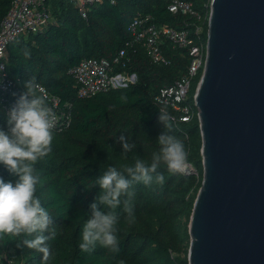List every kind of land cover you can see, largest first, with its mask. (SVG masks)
<instances>
[{
	"label": "trees",
	"instance_id": "obj_1",
	"mask_svg": "<svg viewBox=\"0 0 264 264\" xmlns=\"http://www.w3.org/2000/svg\"><path fill=\"white\" fill-rule=\"evenodd\" d=\"M12 0H0V20ZM201 20L168 9V0H102L87 10L83 18L71 0H47L53 20L36 32L20 36L5 49V72L19 77L21 85L35 77L51 93L69 102L71 124L64 130L54 129L52 151L35 165L40 182L36 195L49 212L55 238L47 241L50 256L24 246L8 236L0 237V264H188V222L193 202L201 184V135L194 106V93L202 67L192 79L188 102L192 107L189 120L177 119L180 113L163 108L154 95L163 86L184 75L190 62L186 47L179 48L163 39L161 50L167 63H154L138 44L129 47L125 69L135 72L137 81L128 87L112 88L87 98L76 95V85L68 69L83 57H111L131 38L128 24L136 14L150 15L155 24L188 29L190 36L197 23L206 46L210 0H187ZM30 51L25 58L23 49ZM122 69V68H119ZM126 99L122 100L121 98ZM170 116V134L179 138L197 175L170 172L161 165L162 185L135 183L130 204L135 222H127L124 201L117 208L116 235L119 251L112 252L99 244L92 252H82L79 244L82 228L90 217V205L100 188L95 180L109 166L122 170L139 158L150 163L159 150L158 136L165 129L159 110ZM6 114L0 102V128L6 130ZM173 116L174 119L171 117ZM123 135L135 147L124 153L119 137ZM126 175V174H125ZM0 177L13 183L18 177L0 164ZM107 211V209H105ZM47 235V233H46Z\"/></svg>",
	"mask_w": 264,
	"mask_h": 264
},
{
	"label": "water",
	"instance_id": "obj_2",
	"mask_svg": "<svg viewBox=\"0 0 264 264\" xmlns=\"http://www.w3.org/2000/svg\"><path fill=\"white\" fill-rule=\"evenodd\" d=\"M188 264H264V0H210Z\"/></svg>",
	"mask_w": 264,
	"mask_h": 264
},
{
	"label": "clouds",
	"instance_id": "obj_3",
	"mask_svg": "<svg viewBox=\"0 0 264 264\" xmlns=\"http://www.w3.org/2000/svg\"><path fill=\"white\" fill-rule=\"evenodd\" d=\"M22 51L25 58L30 57L27 48ZM24 87L25 91L7 113L6 130L0 128V164L18 177L14 183L5 182L0 177V237L16 239L19 241L18 247L22 243L43 253L47 260L51 254L47 241L54 239L56 233L54 228L50 231L53 220L36 195L40 177L35 165L52 151L57 116L35 77L26 81ZM159 111V121L169 131H163L158 136L159 150L152 154L151 162L136 158L134 165H125L122 170L109 166L95 180V185L101 191L90 205L91 215L83 224L79 244L82 252L94 251L97 244L118 252L116 210L122 203L121 197H128L123 202L124 212L127 213V222L134 223L135 215L130 204L134 195L133 185L141 182L151 184L153 174H156L155 182L162 185L164 176L158 173L162 164L174 173L185 169L184 145L179 138L170 134L172 124L168 113L163 109ZM119 141L124 153L135 147L123 135L119 137Z\"/></svg>",
	"mask_w": 264,
	"mask_h": 264
},
{
	"label": "built area",
	"instance_id": "obj_4",
	"mask_svg": "<svg viewBox=\"0 0 264 264\" xmlns=\"http://www.w3.org/2000/svg\"><path fill=\"white\" fill-rule=\"evenodd\" d=\"M46 1L12 0L0 20V102L6 115L25 91L19 77L11 78L5 72L6 46L20 36H26L30 32L42 29L53 20ZM71 1L76 4L83 18H86L90 7L102 2V0ZM167 6L173 13L181 12L201 20V16L187 0H168ZM127 29L131 38L125 42V47L119 49L111 57H83L68 69V73L75 81L76 95L80 98H87L112 88L128 87L134 84L137 81L136 73L125 69L129 61L127 49L138 44L152 62L167 63L168 60L161 50L162 40L167 39L173 46L186 47L190 62L186 73L172 84L161 87L154 95V101L163 108L180 113L177 119L189 120L192 107L188 102V92L192 79L199 69L203 68L206 52V46L201 41H197L202 30L201 24H196L192 37L188 29L178 30L166 24L158 25L152 22L150 15L136 14ZM38 84L41 91L47 95L48 104L57 116L55 130L68 128L72 119L70 103L62 102L58 95L51 93L41 83ZM171 117L174 119L173 116ZM183 172L197 175L196 169L190 163H186Z\"/></svg>",
	"mask_w": 264,
	"mask_h": 264
},
{
	"label": "rangeland",
	"instance_id": "obj_5",
	"mask_svg": "<svg viewBox=\"0 0 264 264\" xmlns=\"http://www.w3.org/2000/svg\"><path fill=\"white\" fill-rule=\"evenodd\" d=\"M195 169V168H194Z\"/></svg>",
	"mask_w": 264,
	"mask_h": 264
}]
</instances>
